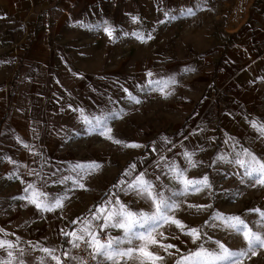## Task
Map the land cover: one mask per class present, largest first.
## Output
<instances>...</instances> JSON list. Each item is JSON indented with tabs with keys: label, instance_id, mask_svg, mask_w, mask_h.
Returning <instances> with one entry per match:
<instances>
[{
	"label": "crops",
	"instance_id": "obj_1",
	"mask_svg": "<svg viewBox=\"0 0 264 264\" xmlns=\"http://www.w3.org/2000/svg\"><path fill=\"white\" fill-rule=\"evenodd\" d=\"M204 1H0V240L14 244L17 255L23 250L26 262L45 258V264H55L41 248L57 249V255L70 250L77 257L82 246L91 251L83 243L72 249L64 234L82 229L96 209L90 205L97 198L88 193L101 166L83 179L75 169L101 155L92 146L97 132L84 118L126 108L137 92L164 91L179 74L167 63L170 57L155 53L161 43L154 36ZM9 10L12 43L6 42ZM28 184H44L50 198L63 197V206L44 211L18 199L28 195ZM6 259L0 249V261Z\"/></svg>",
	"mask_w": 264,
	"mask_h": 264
},
{
	"label": "rangeland",
	"instance_id": "obj_2",
	"mask_svg": "<svg viewBox=\"0 0 264 264\" xmlns=\"http://www.w3.org/2000/svg\"><path fill=\"white\" fill-rule=\"evenodd\" d=\"M0 1L9 6L21 2ZM192 13L182 12L167 21L164 31L154 36L161 43L159 47L154 43L155 53L170 57L166 61L174 63L179 75L168 80L162 92L135 93L140 103L128 101L109 121L114 139L142 147L126 148L94 135L92 146L101 154L95 155V162L101 170L94 174L88 193L97 198L90 209L118 196L133 210H148L146 201L121 190L126 184L120 188L114 185L144 172L158 186L178 190L182 185L172 180L168 171L169 165L175 164L189 179L208 177L210 187L176 198L180 208L174 213L190 227L202 228L206 236L193 244L175 225H164L158 231L167 239L157 238L184 253L200 243L215 249L213 241L240 249L245 246L242 237L214 226L219 222L210 218L217 212L240 215L251 226L260 217L250 210L264 211V185L247 177L242 182L243 169L217 159H231L242 149L264 159V136L252 127L253 122L264 123V0H205ZM6 16V42L12 43L14 12L9 10ZM133 164L135 170L124 176ZM188 205L211 207L198 211ZM108 231L112 236L122 235L119 229ZM255 251L243 258V264H264V248ZM160 254L166 257L163 264H174L176 257L162 250Z\"/></svg>",
	"mask_w": 264,
	"mask_h": 264
},
{
	"label": "snow or ice",
	"instance_id": "obj_3",
	"mask_svg": "<svg viewBox=\"0 0 264 264\" xmlns=\"http://www.w3.org/2000/svg\"><path fill=\"white\" fill-rule=\"evenodd\" d=\"M189 14H193L191 10H189ZM105 31L109 36L112 35L111 28H105ZM133 35L143 40L139 34L133 33ZM148 39H151V36ZM148 75L151 76V73ZM132 99L135 100L134 97ZM135 102L140 103L139 100H135ZM115 117V113H102L99 116H93L92 120H88L87 117L84 119L86 123L92 125L90 131L97 132L113 143L126 148L142 147L139 144L113 138L109 121ZM252 127L261 136H264V123L253 122ZM185 156L187 159H191L189 154L186 153ZM161 159L164 160V158ZM217 159L243 169L242 182L243 178L247 177L254 184L264 185V159L258 158L249 150L242 149L231 159L228 156H220ZM99 167V164L91 162L77 164L75 169L80 170L77 175L83 179L84 175L91 174ZM134 170L135 165H130L129 170H126L123 175L129 176ZM168 171L171 174V179L182 185V188L172 190L163 185L158 186L153 180L148 179L144 172L136 174L130 181L122 179L117 185H114V187L120 188V185L126 184V188L121 190L126 193L130 192L146 201L148 210H133L127 204L122 203L118 196L115 199L110 198L102 202L96 207L82 229L64 233L70 237L67 242L71 244L72 249H79L83 243L88 249H91L89 255L93 261H96V264H163L166 257L160 254V250L167 256L176 257L174 264H243V258L247 257L249 253L255 255L257 248H264V211L260 209L250 210L257 212L260 217L256 224L251 226L240 215H226L217 212L210 218L214 222H219L214 226L223 228L229 234L242 237L245 246L240 249H231L221 241H213L216 245L215 249L206 248L203 243H200L197 248L184 253L174 244H164L162 239H167V237L163 232L158 231L164 225H175L183 235L191 238L193 244L205 238L206 233L202 228L190 227L176 218L174 213L180 208L176 201L177 197L187 195L190 191H200L202 187L211 186L207 176L199 180L189 179L185 175V170L175 164L169 165ZM64 179L68 180L71 177ZM156 180H159V177H156ZM73 182L77 183L78 181ZM44 186V184L39 186L28 184L24 189L28 195L17 198L28 199L38 209L44 211L62 207L63 197L52 196L50 198L49 194L42 190ZM79 186L84 187L83 184ZM188 207L200 211L210 208L211 205H188ZM72 223L75 224L78 221ZM205 224L207 225L208 221ZM109 229H119L122 235L112 236ZM158 236L162 239H158ZM174 238L179 239V237ZM207 239L211 240V237H207ZM0 249L7 253V259L0 261V264H31L30 261L26 262L23 259V250H20L17 255L15 245L7 240H0ZM172 249L175 251H170ZM40 250L46 254L48 260L55 264H69V262L86 264L82 257L72 255L70 250H64L60 255L56 254L57 249L41 248ZM40 264H45V258H41Z\"/></svg>",
	"mask_w": 264,
	"mask_h": 264
},
{
	"label": "built area",
	"instance_id": "obj_4",
	"mask_svg": "<svg viewBox=\"0 0 264 264\" xmlns=\"http://www.w3.org/2000/svg\"><path fill=\"white\" fill-rule=\"evenodd\" d=\"M83 247L84 246L81 247L80 257L83 258L86 264H96V261L91 259V256L89 255L90 252L86 251Z\"/></svg>",
	"mask_w": 264,
	"mask_h": 264
}]
</instances>
